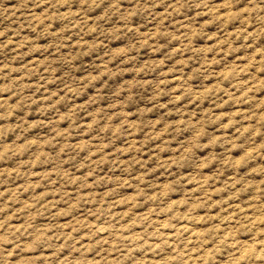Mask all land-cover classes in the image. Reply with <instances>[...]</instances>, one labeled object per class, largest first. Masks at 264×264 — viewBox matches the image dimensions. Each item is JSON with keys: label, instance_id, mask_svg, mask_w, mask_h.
I'll return each mask as SVG.
<instances>
[{"label": "rangeland", "instance_id": "obj_1", "mask_svg": "<svg viewBox=\"0 0 264 264\" xmlns=\"http://www.w3.org/2000/svg\"><path fill=\"white\" fill-rule=\"evenodd\" d=\"M0 264H264V0H0Z\"/></svg>", "mask_w": 264, "mask_h": 264}]
</instances>
